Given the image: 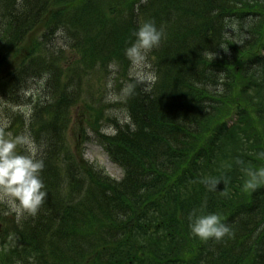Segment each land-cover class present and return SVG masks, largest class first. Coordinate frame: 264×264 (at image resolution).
<instances>
[{
  "label": "trees",
  "instance_id": "1",
  "mask_svg": "<svg viewBox=\"0 0 264 264\" xmlns=\"http://www.w3.org/2000/svg\"><path fill=\"white\" fill-rule=\"evenodd\" d=\"M194 1L193 8L183 0L152 8L142 0H0V73L21 56L0 74V99L33 106L28 121L9 115L5 132L32 136L48 192L36 216L12 219L18 244L1 252L2 264H264V181L255 191L244 187L264 168V0ZM146 22L165 34L151 54L152 63H164L155 98L176 116L136 124L131 104L157 114L126 71V49ZM226 22L238 23L243 45L227 38ZM115 63L129 82L137 130L111 121L115 133H102V109L87 121L123 169L120 180L85 160L67 136L75 124L88 139L80 121L96 101L84 93L94 88L92 75L104 79ZM77 109L83 115L74 119ZM161 130L176 135L166 141ZM193 213L220 216L230 236H194Z\"/></svg>",
  "mask_w": 264,
  "mask_h": 264
},
{
  "label": "clouds",
  "instance_id": "2",
  "mask_svg": "<svg viewBox=\"0 0 264 264\" xmlns=\"http://www.w3.org/2000/svg\"><path fill=\"white\" fill-rule=\"evenodd\" d=\"M244 27L246 30L248 26ZM229 29L231 32L228 31ZM59 34L60 30L57 32V35ZM225 35L234 44L243 45L247 39L237 22H226ZM135 36V43L126 49V56L131 64L129 75L136 83L145 85L144 91L150 93L158 77L148 62L147 54L153 48L159 47L165 34L163 29L158 30L154 23L146 22ZM221 48L227 50L228 47L222 45ZM204 54L211 61L215 59V53L205 52ZM24 115L27 118L29 113L24 112ZM120 123L122 126L128 125L132 132L137 130L128 114H124ZM21 148L24 154L18 151ZM39 151L35 141L29 136L15 138L0 136V205H5L9 213L15 215L17 222L25 213L36 216L48 196L41 179L44 162L37 158ZM260 155L264 156V153ZM250 175L251 179L245 183L244 187L245 190L255 191L258 184L264 181V168ZM189 227L191 233L203 241L210 239L221 241L231 234L230 228L216 214L197 216L193 213L190 215Z\"/></svg>",
  "mask_w": 264,
  "mask_h": 264
},
{
  "label": "rangeland",
  "instance_id": "3",
  "mask_svg": "<svg viewBox=\"0 0 264 264\" xmlns=\"http://www.w3.org/2000/svg\"><path fill=\"white\" fill-rule=\"evenodd\" d=\"M147 57H148V62L151 63L150 52L147 54ZM20 58L21 56L18 55L16 56L15 59H10L9 64H7V67L9 68H6V67L3 68L5 72L7 73L8 69L11 70L13 68H16L19 63L18 60ZM4 70L0 74L4 73ZM115 75H117L116 70L114 67L111 66L109 69L108 75L105 76L104 79L100 78L96 80L95 79L96 77L92 75L91 83L95 82L94 88L103 84L102 89H101L102 99L105 102L106 101L112 102V103H107L106 115L113 118L112 121H114V123L117 122L121 124L120 121L123 119L124 114H126L124 107L122 106V100H123V96H126V92H127L126 88L129 82L127 79H124L121 75H117V76ZM41 82L42 81H37V82L35 81L33 83V88L35 92H38V91L41 92L43 90L42 88L43 83ZM94 88H90L88 93L86 92L84 93V96L87 98L88 101H90V103L93 101H96L94 104V106L96 107V103L100 100L99 99L100 95H99V92H97L96 89ZM29 93L31 92H28L26 94V98L29 97ZM105 105L103 104L102 110L105 109ZM10 108L12 109L10 110ZM32 108H33L32 101L31 102L25 101L24 104L20 107H17L11 104V106H6V108H2V109L0 108V136L9 138V135H7V133H4V131L8 128L9 123H10L9 115L15 112H20L21 114L24 115V112H28L29 115L26 118V120L28 121L32 114ZM88 108L89 107H84V109L86 110L84 111L85 115L86 114L91 115V112L88 111ZM79 114L83 115V110L81 112L80 110H78V112L75 110V113H73L72 117H75L76 119H78ZM80 122H81V125L85 127L86 126L85 124H88L89 122L87 121V116H86V119L83 118ZM112 125H113L112 122L109 121V119H106L104 116L103 121H102V128H101L102 131L105 133H110L113 130ZM87 134L89 138H88V141L86 142L85 135L83 136L78 135L77 128H75V126H71V128L68 130V133H67L69 145L76 149L84 147V155L87 160H89L90 162H97L99 165L105 168V170L111 177L115 179H121L123 176L122 169L111 161L105 149L99 143L98 137H97V134L94 128L92 127L91 130H89ZM24 136H28V135L24 134ZM20 154H24L23 151H20ZM26 214L27 213H25L22 217H24ZM12 215L13 214L9 213V210L7 209L5 205H0V216L5 220V223L6 222L8 223V221L6 220L7 218L10 219ZM12 240L14 241V239L11 238V241Z\"/></svg>",
  "mask_w": 264,
  "mask_h": 264
},
{
  "label": "bare ground",
  "instance_id": "4",
  "mask_svg": "<svg viewBox=\"0 0 264 264\" xmlns=\"http://www.w3.org/2000/svg\"><path fill=\"white\" fill-rule=\"evenodd\" d=\"M164 0H142V2L141 3H146V4H150L151 5V7L152 8H159L160 7V5H164V2H163ZM195 4H196V1H194V0H183V4H182V6H184V7H187V8H193L194 6H195ZM107 31H109V30H107ZM115 31V30H114ZM115 33H117V34H119L117 31H115ZM154 49L155 48H153L151 51H150V55L151 54H154ZM106 51H108V52H113V49L111 48V47H109V46H107L106 47ZM120 53V52H119ZM121 54V53H120ZM184 58H186V57H184ZM150 63V62H149ZM151 65H152V69L156 72V74H157V77L159 78V76H160V73L162 72V70L164 69V63L163 62H159L157 65L155 64V63H150ZM111 67V66H110ZM112 67H114L115 68V70H116V74L118 75V71L121 73V67L117 64V63H115L114 65H112ZM110 69V68H109ZM126 71L127 72H129L130 73V71H131V64L129 63V65L126 67ZM108 75V74H107ZM117 75H115V76H117ZM131 79V78H130ZM132 85H133V89L136 91L138 88L137 87H140V89H139V91H140V94L143 96V97H146L147 99H148V105L150 104V105H152V104H157L156 105V107L157 108H155L156 110V113L157 114H155L154 112H153V110H152V114L151 113H146L145 111H144V109L143 108H139L138 106H134V105H132L131 104V108H132V111H133V118H134V121H135V123L137 124H147L148 122H151L152 124L153 123H155V120H156V122L157 121H162L163 120V116L164 115H168V116H170V117H175L176 116V114L174 113V110L173 109H169V107L168 106H159V105H161L162 103H160V104H158V102L156 101V96H157V92L156 91H154V87L152 88V91L149 93V92H145L144 91V88H145V85H143V84H138V83H136V81L135 80H133V79H131V81H130V87H132ZM127 86H129V84H127ZM96 91L97 92H99V95H100V97H99V101L96 103V107H95V109H97V110H100V109H102L103 108V104L105 105V109H103V117L105 116V118L106 119H109V121H112V119L113 118H111L110 116H108V115H106V109H107V103H112V102H105L103 99H102V96H101V91H99L98 89H96ZM96 92V93H97ZM96 93H95V95H96ZM187 96L188 97H191L192 96V92H190V91H188L187 93ZM94 95V96H95ZM185 98V97H184ZM172 99H173V101L174 102H177V99H176V97H175V95H173L172 96ZM166 100H168L169 101V98H166ZM186 98L185 99H183L182 101H179V102H177V105L179 106V107H183V106H186ZM131 101H132V99H131ZM130 99H128V97H127V95L126 96H123V100H122V106L124 107V110H125V112H126V114H130L129 113V107H130ZM11 104L12 105H14L13 103H11V102H9V101H7L6 99H0V108L2 109V108H6V106H11ZM128 104H129V107H128ZM91 107V106H90ZM153 107V106H152ZM12 108H10V110H11ZM201 108H198L196 111H195V115L196 116H198L199 115V113L201 112ZM194 114V113H193ZM159 134H162V139L163 140H172L173 138H174V136L176 135V133H174L173 135H170V134H168V133H166V132H162V130L161 131H159L158 132ZM163 140H161V142L163 141ZM161 144V143H160ZM161 146H165V145H161ZM66 184V183H65ZM67 185V184H66ZM99 193H101V192H99ZM106 194H108V195H111V193L110 192H105Z\"/></svg>",
  "mask_w": 264,
  "mask_h": 264
}]
</instances>
